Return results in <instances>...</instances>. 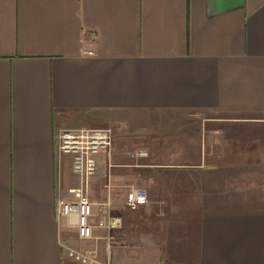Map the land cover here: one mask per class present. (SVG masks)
I'll return each instance as SVG.
<instances>
[{
	"label": "crops",
	"instance_id": "1",
	"mask_svg": "<svg viewBox=\"0 0 264 264\" xmlns=\"http://www.w3.org/2000/svg\"><path fill=\"white\" fill-rule=\"evenodd\" d=\"M95 125L115 132L88 184L91 221L122 218L111 238L56 214L80 184L58 135ZM64 244L264 264V0H0V264H81Z\"/></svg>",
	"mask_w": 264,
	"mask_h": 264
},
{
	"label": "built area",
	"instance_id": "2",
	"mask_svg": "<svg viewBox=\"0 0 264 264\" xmlns=\"http://www.w3.org/2000/svg\"><path fill=\"white\" fill-rule=\"evenodd\" d=\"M92 54V50L86 51ZM114 129L111 126L77 127L62 129L58 135V149L72 157V167L80 177V184L76 190V197L66 198L59 196L56 201V214L59 219L65 217L68 224L75 227L80 238H97L94 235V226L111 232L122 225L121 216L114 215L108 208V203L100 208L101 215L92 222L94 215V202L90 198L88 184L89 178L97 171L93 157L102 152L110 155L112 152ZM138 154L146 155L145 150H138ZM147 192L143 187L131 186L127 192L126 204L131 208L147 203ZM67 254L81 264H98V251L96 248L79 249L64 244ZM110 245H107L109 248Z\"/></svg>",
	"mask_w": 264,
	"mask_h": 264
},
{
	"label": "rangeland",
	"instance_id": "3",
	"mask_svg": "<svg viewBox=\"0 0 264 264\" xmlns=\"http://www.w3.org/2000/svg\"><path fill=\"white\" fill-rule=\"evenodd\" d=\"M100 126H106V125H100ZM95 127H99V125H95ZM115 133V132H114ZM114 139V138H113ZM90 198H91V196H90ZM91 200L94 202V203H97L96 205L98 206V207H100L101 206V204H102V200H99V201H95V200H93L92 198H91Z\"/></svg>",
	"mask_w": 264,
	"mask_h": 264
}]
</instances>
